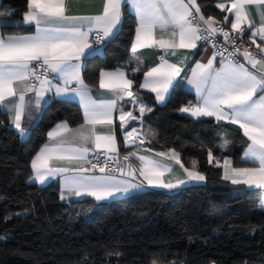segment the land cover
Returning a JSON list of instances; mask_svg holds the SVG:
<instances>
[{"label": "snow or ice", "instance_id": "snow-or-ice-1", "mask_svg": "<svg viewBox=\"0 0 264 264\" xmlns=\"http://www.w3.org/2000/svg\"><path fill=\"white\" fill-rule=\"evenodd\" d=\"M128 3L135 10L137 20L131 52L135 54L139 49L157 47L164 53L157 66L143 71V82L139 85L155 93L158 102L165 100L173 81L183 71L177 64L169 63L166 57L176 55L177 49H195L199 41L213 45L215 51L211 58L206 63L197 62L191 69V76L184 77L196 90L200 102L179 111L196 119L213 117L217 123L223 121L238 125L250 142L246 145L244 157L246 161L253 162L252 166H233L227 158L223 162L216 160L215 166L223 169V179L233 185L264 190V57L250 52L243 40L244 25L252 27L246 6L264 5V0H231L230 7L223 2L217 3L216 7L221 11L232 14V20L227 15L223 20L211 16L206 18L196 0H103L102 11L96 15H70L68 0H26L27 10L22 20L15 23L33 25L35 33L0 35V105L11 114L13 124L22 135L25 132L22 127L25 112L33 105L39 108L48 92L54 91L61 97L78 96L85 118L78 128L72 129L64 123L48 132L50 143L45 144L31 161L33 175L30 180L43 184L49 178L60 176L62 200L92 197L99 203L142 190L145 181L149 187L176 189L189 181L206 179L196 162L191 169L184 167L180 154L171 149L154 155L180 164L186 178L165 181V175L173 173L171 164H163L135 151L121 158L114 129L97 130L98 125L102 129L112 126L114 113H118L120 127L128 128L131 121L142 122L143 114L151 111L143 98L133 91L135 81L128 78V70L117 68L100 72L99 89L111 94L107 98L94 97L81 74L85 58L99 51L93 48L90 38L94 34V43L99 45L112 35L121 23L122 6ZM258 11H261L264 21V10L258 8ZM11 14L0 13V16ZM226 24H230L232 33L239 34V43L237 37L225 30ZM217 35L223 37V44L219 47L215 39ZM257 35L264 40V27L251 33L253 44ZM257 48L264 53V46L257 45ZM238 54H242L255 71L241 63L236 58ZM217 57H220L219 69L215 67ZM139 63L140 58L137 57V67L131 71H140ZM29 93L34 94V99H26ZM125 98L138 110L139 116L133 111H125L120 104ZM138 131L133 126L125 135V144L129 143L128 137ZM140 143L143 144L144 140L140 139ZM224 147L227 148V143ZM89 153L94 159L89 157ZM112 153L116 155H108ZM101 155L105 156L103 161ZM130 157L140 161L139 167L130 162ZM120 159L128 163L120 166ZM213 159L209 150V163ZM109 160L117 166L113 167ZM80 161L86 162L87 166ZM97 171L99 175L95 174ZM111 172L130 179L118 178L109 174ZM137 173L143 180L136 182ZM258 206L264 209V196H261Z\"/></svg>", "mask_w": 264, "mask_h": 264}, {"label": "trees", "instance_id": "trees-1", "mask_svg": "<svg viewBox=\"0 0 264 264\" xmlns=\"http://www.w3.org/2000/svg\"><path fill=\"white\" fill-rule=\"evenodd\" d=\"M218 1L197 4L206 18L223 20L227 13L216 7ZM26 10V0H2L0 13H12L0 16L2 35L33 32L15 23ZM135 18L125 7L103 53L84 60L85 83L97 87L101 71L127 69L134 92L153 104L142 117L145 129L156 134L152 146L174 149L186 168L196 162L205 185L147 190L101 205L91 199L64 203L56 185L39 187L30 180V163L56 124L81 125L80 107L47 99L25 140L0 107V264H264V209L258 206L263 194L224 180L223 169L215 166L225 158L245 166L248 140L237 125L183 115L179 109L196 102L192 92L176 87L160 106L140 90L146 67L139 63L140 71H131L137 66L130 50ZM119 143L125 153L122 138Z\"/></svg>", "mask_w": 264, "mask_h": 264}, {"label": "crops", "instance_id": "crops-1", "mask_svg": "<svg viewBox=\"0 0 264 264\" xmlns=\"http://www.w3.org/2000/svg\"><path fill=\"white\" fill-rule=\"evenodd\" d=\"M220 2L225 3L226 7H230L231 6V0H219L218 3H220ZM1 3H2V0H0V5H1ZM196 5L199 7V5L197 4V0H196ZM102 6H103V0H68V13L70 15H96V14H99L102 11ZM125 7H127L128 10L132 14H134V16L136 17L135 10L132 8L130 3L125 4V5L122 6V14H123V10H124ZM246 7L249 10V15H250V18H251V21H252V27H258V29L260 27H264V21H262V13H261V11H258V8L264 10V5L257 6L255 4H253V5H247ZM193 12L195 13V9H193ZM226 13H227V16L229 17V20H232L233 19L232 14L227 12V11H226ZM121 20H122V17H121ZM135 20H136V18H135ZM136 22H137V20H136ZM0 24H1V22H0ZM120 24L118 25L117 30H114L112 35H110L109 37L104 39L105 42H108L110 39L113 38V36L116 34L115 32L118 31V29L120 27ZM23 25L33 28V32L30 33V34H34L35 33V29H34L33 25H29V24H23ZM227 25L230 27V24H227ZM247 27H248V25L245 24L244 28H247ZM0 35H2L1 29H0ZM93 36H94V34L90 38L92 41H93ZM255 38H256L255 39L256 43L258 45L264 46V40H261L259 35H257ZM93 48L94 49H99V51L94 53L93 55H96V54L101 55L103 53V47H94V43H93ZM212 53H213V51H212V49L210 47H208V46H200L199 43L197 42V48H195V49H177L176 50V55H168L166 57V59L169 61V63L177 64L178 66H180L183 69V71L181 72V76L177 77V79L175 81H173V85L169 88V92H168V94H166L165 100L163 102H158L155 99V93L150 92L147 89H144V88H141V87H140V90L143 91L144 93H147L149 96H151L153 98L154 102L157 105L162 106V105H164L167 102L168 98L170 97V94L172 93V90L174 88H176V87H179V88H183V89H185V90H187L189 92H192V94H194L196 96V102L193 103V105L198 104L200 102V100H199V96H198L196 90L191 85H189L187 83V79H185L184 77H185V75L191 76V69L195 67L196 63L197 62L206 63L207 60L209 58H211ZM162 55H164L163 51L161 49L157 48V47L139 49L137 51V53L133 54V56L135 58H137V57L140 58L141 66H145L146 69L157 66L161 62L160 57ZM90 56H92V55H90ZM87 57H89V56H87ZM86 58H85V60H86ZM249 66H250L249 70L255 71V70H253L251 68V65H249ZM215 67L217 69H219L221 67L220 62L216 61L215 62ZM112 71H114V70H112ZM82 72H83V69H82ZM81 74L83 76V73H81ZM127 75H128V78H130L129 77V71H127ZM142 82H143V79H142ZM142 82H140V83H142ZM54 83H55V81H54ZM60 86H62V84ZM133 87H134V84H133ZM90 88L92 89L93 95L96 98H107L108 96L111 95L106 90L99 89V84H98L97 87H90ZM52 97L54 99H58L60 101H69V102L76 103L80 107V109H81L80 111H82V114H83V122L81 123V125L84 123V119H85L84 118V109H83V106L80 103L79 97L78 96H74V95H72L70 97H61V96H57L54 91L48 92V93L45 94L44 100L41 102V105H40L39 108H36L33 105L32 107L27 109V111L25 112V114H24V116L22 118V127L25 129V132L23 133V135L21 134V131L19 129H17L15 127V125L13 124L12 118H11V114L7 113L5 108L2 105H0V107L3 110L4 114H6L8 116L10 127L18 132V134L21 137L20 139L25 140L29 136L31 130L35 127L34 125H36L37 122L39 121L40 116H41V112H42L44 106L46 105V103L48 102L47 99L52 98ZM28 98L34 99V94L29 93L27 95L26 99H28ZM143 100H144V102L146 104H148L151 107V111H152L153 110V108H152L153 104L149 100H146L145 98H143ZM120 104L124 107L125 111H133L134 115H136V116L140 115L138 111L131 109V104L128 102L127 98H125L124 100L120 101ZM151 111H146L144 114H147V113H149ZM182 114L186 115V116H188V117H190L192 119H195V120L212 119V120L216 121L213 117H201L200 119H196V118H193L192 116H190L188 113H183L182 112ZM29 115L31 116V119H29ZM64 123H67V122H63V123L61 122L59 124H56V126L54 128H52V130H54L57 127V125H61V124H64ZM131 123H133V121H131L129 124H131ZM220 123H225V122L222 121ZM68 126L70 128H72V129L80 127V125L76 126V127H72L69 124H68ZM107 127H111V128L114 129V134H115V138H116V145H117L119 153L121 152V149L119 148L120 147L119 139L122 138V140L124 142V146H125L124 148L127 150L125 152L126 154H128L129 152L135 151L138 154L148 155V156L152 157L153 159L160 160L163 164H171L173 166V173L166 174L165 177H164L165 181L172 180L174 182L177 178H186L184 176V174H183V169L180 167V164H176L175 161H173V160H170V159H167V158L156 157L154 155L156 152H167V151H169V150L161 151V150H158L156 147L152 146V143L154 142V140L156 138V134H154V131L148 130V131L144 132V129H143L144 133H142V134L144 136V139L146 141H149L151 143L150 145H148V144L131 145V140H129V139H128L129 143L125 144V135L124 134H125L126 130H125V128H121L120 127L118 113H114L113 125L112 126H105V128L102 129L101 126L98 125L97 126V130L98 131L106 130ZM241 131L243 133L242 129H241ZM67 135L70 136V134H67ZM46 138H47V141L45 142V144L50 143L48 137H46ZM246 139H247V137H246ZM247 143H250V142L247 141ZM44 145H42L39 148V150ZM89 146L91 147V145H89ZM144 149H148L149 151L145 152ZM93 151L95 152L96 150L93 149ZM245 151H246V147H245L243 155H242V161L245 163V166H252L253 162L245 160V157H244ZM38 152L39 151H37L36 154ZM35 155H34V157H35ZM91 155H92V153H89V157H91ZM111 155H116V154L112 153ZM227 159L232 161V159H230V158H227ZM130 162L136 167H139V165H140V161L136 157H130ZM79 163H84L86 165V162H84V161H80ZM127 163L128 162H124L123 166L126 165ZM192 164L188 167L189 169H191ZM125 170L127 171V168ZM95 174L99 175L100 173L96 172ZM32 175H33V170H32ZM137 175L139 176V173H137ZM117 177L118 178H122V179H130V177H127V176H124V177L117 176ZM140 180H143V177L139 176V180H137L136 182H139ZM205 181H206V179L204 181H202V182L189 181L188 183H186L184 185H181L179 188H176V189H167V188H161V187H149V186H147V182L145 181L144 182L145 187L142 190L133 191V192L129 193L128 195H120V196L114 197V198H112L110 200L99 202V203H97L94 200V198H92V197H68V198L63 199V200L61 199V201L64 202V203H69V202L82 200V199H91V200H93L95 202V204L101 205V204H104L106 202H110V201H113L115 199H118V198H123V197H127V196L130 197V195H132V194L144 192V191H147V190L165 191L167 193L168 192H176V191H179V190H181V189H183V188H185L187 186H190V185H205V183H206ZM32 182H35L39 187H46L48 185H51V184L53 185L54 184V185L57 186V188L59 189L60 193H61V190H62V180H61L60 176H57L55 178H49L43 184H41L39 181H36V180H32ZM245 187H246L247 190H250V191H256V192L258 191V192L262 193L263 196H264V190L256 189L254 187H248V186H245Z\"/></svg>", "mask_w": 264, "mask_h": 264}, {"label": "built area", "instance_id": "built-area-1", "mask_svg": "<svg viewBox=\"0 0 264 264\" xmlns=\"http://www.w3.org/2000/svg\"><path fill=\"white\" fill-rule=\"evenodd\" d=\"M224 28H225L226 31H229L230 32V35H232L234 37H237V43L240 42V40H239V34L232 33L230 31V27L227 24L224 25ZM257 30H258V27H251V28H248L247 27V28H245V31H244V34H243V40H244L245 46H248L249 47V51L250 52L256 53L258 57H264V53H261L260 50H259V48H257V45L258 44L257 43L253 44L252 43V40L250 39L251 33L253 31H257ZM215 39L218 42L217 43V47H219L220 45L223 44V37L221 35H217L215 37ZM94 40H95V36H93V43H94ZM105 43H106L105 40H103L99 45H97V44L94 43V47H102L103 45H105ZM198 43H199L200 46H208V47H210L212 49L213 52L215 51V48L213 47V45L211 43H206L204 41H199ZM242 51H243V49H241V53H242ZM236 58L241 63H245L246 67L250 68V66H249L250 64H247V62L244 60V57H243L242 54H238ZM216 61L217 62H220V57H217V60ZM131 109L136 110L135 108H133L132 105H131ZM136 111H138V110H136ZM142 120H143V118H142ZM133 126L136 127L139 131L137 133H133L131 136L128 137V139L131 140V145H140L141 144L140 143V139H143L144 140V143L143 144L150 145L151 143L149 141H146L144 139L143 134H142L143 133V121L142 122H140V121H133V123L129 124L128 128H125L126 131H125V134L124 135H126V133L129 132L130 129ZM134 139H135V143H132V141ZM96 154L99 155L100 153L97 152ZM108 155H111V154H108ZM124 155H126V153H124V152H120L119 153V157H121V158ZM90 158H93L94 159L93 154L91 155ZM100 159L103 161L105 159V156L104 155H101L100 156ZM108 162H109V164H112V161L111 160H109ZM124 162L125 161L123 159H120L119 160L120 166H123V163ZM112 166L113 167H116L117 165L112 164ZM97 173H99V172L97 171ZM110 174L115 175V176H119V173L118 172H111ZM137 180H139V176L138 175H137Z\"/></svg>", "mask_w": 264, "mask_h": 264}, {"label": "rangeland", "instance_id": "rangeland-1", "mask_svg": "<svg viewBox=\"0 0 264 264\" xmlns=\"http://www.w3.org/2000/svg\"><path fill=\"white\" fill-rule=\"evenodd\" d=\"M143 129H144V132L147 131V130L145 129V127H144V121H143ZM144 132H143V133H144Z\"/></svg>", "mask_w": 264, "mask_h": 264}]
</instances>
